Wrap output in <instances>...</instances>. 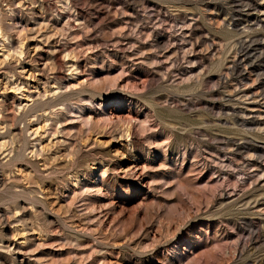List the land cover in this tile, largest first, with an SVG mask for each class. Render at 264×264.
Masks as SVG:
<instances>
[{"label": "rangeland", "instance_id": "rangeland-1", "mask_svg": "<svg viewBox=\"0 0 264 264\" xmlns=\"http://www.w3.org/2000/svg\"><path fill=\"white\" fill-rule=\"evenodd\" d=\"M0 264H264V0H0Z\"/></svg>", "mask_w": 264, "mask_h": 264}, {"label": "bare ground", "instance_id": "bare-ground-1", "mask_svg": "<svg viewBox=\"0 0 264 264\" xmlns=\"http://www.w3.org/2000/svg\"><path fill=\"white\" fill-rule=\"evenodd\" d=\"M3 35V34H2Z\"/></svg>", "mask_w": 264, "mask_h": 264}]
</instances>
